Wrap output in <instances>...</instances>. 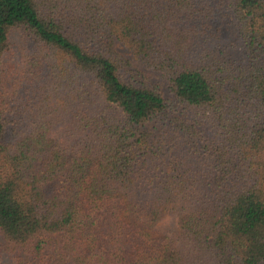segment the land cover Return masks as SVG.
<instances>
[{
  "label": "trees",
  "instance_id": "trees-1",
  "mask_svg": "<svg viewBox=\"0 0 264 264\" xmlns=\"http://www.w3.org/2000/svg\"><path fill=\"white\" fill-rule=\"evenodd\" d=\"M0 264H264V0H0Z\"/></svg>",
  "mask_w": 264,
  "mask_h": 264
},
{
  "label": "rangeland",
  "instance_id": "rangeland-1",
  "mask_svg": "<svg viewBox=\"0 0 264 264\" xmlns=\"http://www.w3.org/2000/svg\"><path fill=\"white\" fill-rule=\"evenodd\" d=\"M219 42L222 47L226 50V53L228 54L229 58H236L237 55H239L240 42L237 37L236 30L232 26L223 30V34ZM140 67L143 71L149 74L150 81L153 84L158 85L164 91V94L166 96H169L167 84L162 78L161 74L148 71L142 66ZM62 126L63 125L59 126V129L63 128Z\"/></svg>",
  "mask_w": 264,
  "mask_h": 264
}]
</instances>
